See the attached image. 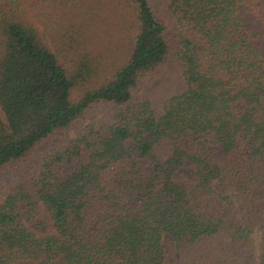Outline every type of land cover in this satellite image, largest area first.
Masks as SVG:
<instances>
[{
	"label": "trees",
	"instance_id": "obj_1",
	"mask_svg": "<svg viewBox=\"0 0 264 264\" xmlns=\"http://www.w3.org/2000/svg\"><path fill=\"white\" fill-rule=\"evenodd\" d=\"M88 4L136 35L126 64L73 101L89 54L66 66L45 34L77 43ZM164 10L185 89L158 114L135 101L170 54L151 0H0V264H177L165 237L180 264H264V0ZM109 107L110 124L68 138Z\"/></svg>",
	"mask_w": 264,
	"mask_h": 264
},
{
	"label": "rangeland",
	"instance_id": "obj_2",
	"mask_svg": "<svg viewBox=\"0 0 264 264\" xmlns=\"http://www.w3.org/2000/svg\"><path fill=\"white\" fill-rule=\"evenodd\" d=\"M151 1L156 12H158L159 16H161L164 21L166 19L167 26H169L168 40L170 42V54L166 64H164L163 67L148 80L143 89L136 94L135 101L139 102L148 99L159 114L161 106L166 100L181 95L184 92L185 83L182 64L179 59L178 40L175 37L176 33L172 19L165 13L164 0ZM89 5L91 9L88 8V11H90L84 22L86 25L81 31L77 43L69 47L63 46L60 48L62 45L60 39H57L55 35L51 36V33L45 34L52 50L60 56L61 61L66 66L70 64V61H79L83 59L79 58L80 55L85 58L86 54H89L86 60V62L90 64L88 66L90 69L89 74L87 79L81 80L82 85L72 93L73 101L80 100L85 92L99 88L102 84L110 80L118 69L126 64L132 51V43L135 39L134 36L136 35V30L134 29V25H132V21L129 25L123 23V20L120 21L119 19L121 18L120 13H116L113 10L106 11L104 9L98 12L93 11V5L88 4V6ZM111 6L113 5H109L112 9ZM55 19L56 17L53 18V21H55ZM48 24V30L50 32V28H56L53 22H49ZM75 53H78L79 56L75 55ZM118 112L119 108L115 107L102 109L98 113L95 111L80 128L68 132L67 136L68 138L75 137L80 130L90 124L97 127L108 125L111 123L113 116ZM43 156L44 153L40 152L36 156V158H38L36 162L38 163ZM263 231L264 225H261L252 236V247L256 256L259 255ZM164 245L169 252V261H175L177 264H180L181 255L173 240L170 237H165Z\"/></svg>",
	"mask_w": 264,
	"mask_h": 264
}]
</instances>
